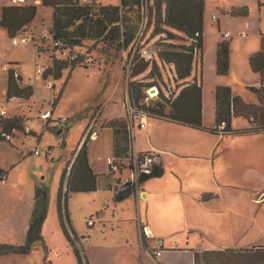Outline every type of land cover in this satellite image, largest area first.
<instances>
[{"label":"rangeland","instance_id":"1","mask_svg":"<svg viewBox=\"0 0 264 264\" xmlns=\"http://www.w3.org/2000/svg\"><path fill=\"white\" fill-rule=\"evenodd\" d=\"M119 1L96 0L101 5H115ZM144 2L145 5L140 9L143 20L137 33V42H141V47L151 46L155 41L161 46L166 34L159 37L153 33V26L147 25L148 8L154 5V0H144ZM29 3L37 6V16L23 33L16 35L18 45L13 44L7 30L0 25V73H2L3 62L17 59L23 71L24 80L35 89L34 96L30 99H19L17 103L8 101L7 96L1 93L8 116L17 112L23 120L28 118V124L33 132L23 131V121L22 128L15 129L13 138L8 141L1 139L0 126V168L8 176V184L0 185V244H11L9 241L17 240L16 231L13 233L7 224L11 222L17 224L22 215H25L24 208L33 199L34 191L33 187L32 190L30 189V186L35 182L44 184L49 189V216L43 228L48 251H45L43 244H37L30 257L39 251L42 254V264L46 255L52 264H77L73 253L55 252V249L66 244L57 211V195L65 167V157L66 155L67 158L71 157L77 149L88 129L93 108L96 107L95 110H98L99 105H102L117 87L114 99L105 111L107 114H112L116 110L126 108V88L129 99L131 97L130 87L133 81L131 71L136 46L133 42L127 48L116 50L109 47L111 42L105 43L103 38L99 37L94 40H84L79 47L65 52L61 45L54 44L51 36L52 7L42 4V0L37 2L29 0ZM11 4L12 0H0V16L1 8ZM242 9H246V14H239ZM214 15L217 19L213 18ZM150 23L152 24L149 19V25ZM227 31L231 34L228 38L224 36ZM262 35H264V0H205L203 50L198 58V68L196 70L194 67L190 79L198 78L199 83H202L204 126L207 130L201 132V136L193 138L192 141L207 143L209 146L205 152L210 154L215 151V157L210 162L199 163L200 169L193 173L191 184L196 191L204 190L202 187L204 185H210L213 190L216 183V192L205 189L199 193V198L208 203L212 201L215 194L218 198L222 197L218 202L224 212L217 215L222 219V231H210L211 237H215L222 244L235 242L236 238H243L240 244H246L252 239L255 241L257 237L264 238L262 236L264 230L251 228L252 225H257L256 221L258 225H264V132H247L250 123L243 117L232 119V128L238 130V133L216 134L208 130L215 125V89L218 86H229L234 94L242 96L247 102L257 101L255 95L247 89L249 86H257L259 82V76L250 68L249 57L259 50ZM223 40L229 42L231 49L227 75H219L216 68L217 46ZM55 58L79 59L84 66L64 69L61 77L55 79L49 74L48 69L52 67ZM37 67L44 69L43 76L35 73ZM119 75L121 77L117 83ZM47 81L55 83L54 97L58 96L55 104L53 90L47 88ZM170 81H172L171 74L165 73L161 87L163 88ZM1 82L3 89L5 79ZM134 82L141 84L144 89L148 85L135 80ZM42 101H45L44 107ZM49 102L54 104L52 123L46 125L47 120L41 117V114L48 109ZM105 118L106 115L102 117V121ZM60 119H62L61 126L58 124ZM156 121V119L148 118L149 127ZM110 123L105 124L109 126ZM60 129L63 131L59 132ZM111 135V130L105 128L98 137H90L89 140V150L93 159H97L99 164L103 163L107 173L110 172L106 163L107 157H113ZM50 145L52 148L47 156L32 152L36 147L45 149ZM212 145L213 149L210 150ZM124 162L128 161L124 160ZM214 168L216 178L213 174ZM205 171L206 174H204ZM116 174L120 176L118 172L113 175ZM127 174V169H124V176ZM120 182L121 177L116 182V190L124 189L118 186ZM103 184L105 180L100 177L98 191L70 193L68 199L72 226L91 235L90 249H88L89 264H162L168 257L169 261L174 258L185 261L189 258V252L179 254L178 250H183L185 247L198 248L199 244L212 246L207 237L200 239L196 231L197 234H193L191 229L176 224L175 217L177 220L186 218L185 208L179 205L175 214L169 212L165 217V219L168 218L166 219L168 224L163 228L169 237V241L164 246V253L171 249L176 252L164 254L162 257L153 255L151 250L157 247L156 240V244L149 247L146 259L143 256L139 259L138 242L130 237L128 241L125 239L126 227L129 228V234H132L129 224L123 221L118 222L117 219L114 221L111 216L113 212L116 218L123 216L121 208L132 206L135 202L128 198L116 202L114 190L103 189ZM219 185L222 186L226 195L220 192ZM184 200L190 210V217L195 216L201 221L208 218V212L198 211L197 207L192 208L193 199L188 192L184 194ZM100 208L106 209V215L100 217V222L96 221L93 228H89L88 220L99 217L95 210ZM93 211V217H90L88 213ZM241 212L244 214L243 217ZM102 220L105 222L103 223ZM246 224H249L250 229L245 231ZM215 246L225 245L218 243ZM33 262L35 263L36 260H30L29 264Z\"/></svg>","mask_w":264,"mask_h":264},{"label":"trees","instance_id":"2","mask_svg":"<svg viewBox=\"0 0 264 264\" xmlns=\"http://www.w3.org/2000/svg\"><path fill=\"white\" fill-rule=\"evenodd\" d=\"M42 4L52 7L53 42H59L62 49L69 52L83 44L84 40H94L102 37L109 47L116 50L127 48L134 42L136 53L133 56V66L130 87V101L132 106L142 107L148 112V117H155L175 122L191 128L207 130L204 126L203 89L198 78L190 79L194 70V47L203 50L204 9L205 0H154L149 6L147 25L153 26L155 35L166 34L163 44L158 45L157 58L172 63L176 77L174 81L182 83L179 95L174 99H167L161 92L155 100L145 103L146 88L134 82L148 67V62L139 56L141 49L137 42V33L140 29L143 15L141 7L144 0H120V4L101 5L97 2L83 5L78 0H42ZM37 6L33 3L6 5L1 8L0 25L7 30L8 35L14 38L18 33L32 24L37 16ZM239 14H246V9ZM149 19L152 22L149 25ZM154 19V20H153ZM153 20V21H152ZM112 24V25H111ZM147 26V28H149ZM189 39L195 41L188 45ZM230 44L223 40L219 42L216 52V68L219 75H227L230 61ZM250 68L259 76L257 86L247 89L255 95L256 102H247L242 96L234 94L229 86H218L215 89V125L208 129L212 133H238L232 128L234 117H243L248 120L250 127L247 132H264V35L261 36L260 48L249 57ZM81 65L79 59L55 58L49 74L55 79L61 77L62 71ZM157 71V65H154ZM7 96H19L30 99L34 89L30 85L21 86V79L14 77L12 72L5 76ZM134 83L136 85H134ZM58 96L54 97V100ZM0 126L3 130L21 129V117H0ZM116 144L115 157L118 161L130 159L133 154L130 126L127 120L112 121ZM1 139L2 136H1ZM164 170L155 165L150 174H143L134 185L122 190H114L116 201L127 198L134 193L139 183L156 176H161ZM111 173V172H110ZM6 176L0 168V179ZM99 175L90 165L88 153V138L81 144L76 157L68 171L65 166L57 195L58 220L61 230L73 249L78 264H87L83 249L79 245V237L75 234L68 210L70 193L93 192L98 189ZM49 212V189L44 184H37L35 188V203L31 222L24 244H0V255L28 254L36 243H41L45 251L48 248L43 236V226ZM43 264H52L44 258ZM194 264H264V245L245 248L225 247L194 251Z\"/></svg>","mask_w":264,"mask_h":264},{"label":"crops","instance_id":"3","mask_svg":"<svg viewBox=\"0 0 264 264\" xmlns=\"http://www.w3.org/2000/svg\"><path fill=\"white\" fill-rule=\"evenodd\" d=\"M35 1L37 2V0ZM25 2L30 4L29 0H26ZM116 4L117 5L120 4V1L119 3H116ZM9 61H16L17 63H19L17 59H12ZM20 70H21V79H22L24 86L25 85L32 86L30 83H27L24 80L23 71L22 69ZM35 73H36V70H35ZM120 77L121 75H119V79L117 83L120 81ZM2 79H5L4 73L1 75V80ZM47 82L53 83L52 81H47ZM47 82H46V86H47ZM0 84H1V89H2L1 81H0ZM54 85L55 83H53V88H54ZM47 88L49 87L47 86ZM53 88H50V89L53 90ZM117 88L114 90V92H112L113 93L112 95L110 94V96L107 97V99L104 101L102 105H99L98 110H95L96 107L93 108V110L90 113L91 119H90L88 129L85 132V135L83 136L81 142L79 143V145L77 146V149L75 150V152H73L71 157L67 158V155H66L64 163H65V166L68 164V167L73 164V161L76 157L77 151L79 150L81 144L84 142L85 139L88 138L89 160H90V165L93 168V171L99 175V178L102 177L103 180H105V184L102 185L103 189L115 190L116 182L118 181L119 176H117V174L113 175L114 173L112 172L111 173L105 172L106 170L105 168H103L105 167L103 166V163H101L102 164L101 165L99 164L97 159L96 160L93 159L91 151L89 150V140L91 136L92 138L98 137L99 134L102 133L105 128L111 130V133H112L111 149L113 152V156H115L116 139H115L114 131L112 127L107 126L105 123L116 121V120H124V119L127 120L130 126L129 134L131 138V147L135 153H138V154L146 153V152H150L153 149H156L159 151L160 158H161L160 166L164 170L163 174L161 176L149 178L137 185L134 193L130 194L127 197L130 201L132 202L134 201L135 205L133 204L132 206L121 208L122 209L121 212L124 214L123 216L116 218L115 212H113L111 215L114 221L117 219L118 222L123 221L129 224L130 228L132 229V234H129L128 232L129 228L126 227L125 231L127 233H124L125 239L126 241H128V238L130 237L132 239H135L138 242L139 251L137 252V256L139 257V259H142L141 256H143L144 259H146V254L149 251V247H152L154 244H156V240L157 241L159 239L163 240L164 246H165V243L169 241L168 234L163 229L164 227H167L166 224H168V221H166V219L168 218L165 219V217L168 215L169 212H171L172 214H175L176 211L178 210L177 207H179V205L180 207L185 208L186 218L184 220L183 219L177 220V218L175 217L174 221H176V224H181V226L191 229V231L194 232V233L192 232L193 234L198 233L200 239L207 237L209 239V243H212L210 244L212 246H209L208 244H199L198 248L188 249V247H185V249L178 250V252L179 254L183 252H189L188 259L184 261V259L178 260L174 258L169 261V257H168L165 260L166 262L163 261L164 263L162 262V264H194V251L200 250V249L209 250V249H213L217 247L225 248V247H236V246H237L236 248H244V247L253 246V245H264V238H259V237H257L255 241L252 239L246 244H240V241H242L243 238L241 239L236 238L235 242H232V243L227 242V243L222 244L221 242L216 240L215 237H211L210 231H215V232L222 231L221 216H219V218L217 217L218 214H222V212H224L222 207H220L219 205L220 202H218V200L222 197L218 198L217 194H215L212 198V201H208V203L203 202L199 198V193L201 191H205V189L216 192L215 190V187H217L216 183L213 186L214 187L213 190L210 185H204L202 186L204 190H196V191L193 190L192 184H191L192 183L191 178H192L193 173L196 170L199 171L200 169L199 163L203 161L210 162L215 157V151L210 154H207L205 152V150H207L209 146L207 143L192 141L193 138L200 137L201 132H203L204 130L191 128L189 126H184V125H181L175 122L167 121L164 119H158L155 117H148V118H153L157 120L156 122H153V124L150 127L149 125H147L146 128H139L136 121H132L133 116L130 110L131 101L128 96L127 88H126V108H123L122 110L121 109L116 110V112L112 114H109V113L107 114V112L105 111V108L109 107L110 103L113 101L114 95L117 92ZM4 89L5 88H3L2 90ZM54 92L55 91L53 90V102L55 104L56 101L54 100ZM34 95H35V89H34L33 96ZM42 103L44 107L45 101H42ZM54 104H51V102H49L47 106L48 108L53 109ZM13 115L5 117V118L20 117L19 113L17 112L14 113ZM104 115H106V118L104 119V121H102V117ZM41 117H42V114H41ZM46 120H47L45 123L46 125H48L52 121L51 117ZM132 122H133V125H132ZM24 123H29L28 118L24 120ZM58 124L61 126L62 122ZM93 127L95 130L93 129ZM60 131L62 132L63 129H60L59 132ZM91 132H93L92 135H91ZM185 139H187V141H184ZM48 147H50V149L52 148L51 145ZM212 149H213V145L211 146L210 150ZM109 157L111 156H108L107 159ZM103 160L104 159L102 158V161ZM106 163H107V160H106ZM109 171H110V167H109ZM215 173L216 171L214 168V173H213L214 177L216 176ZM204 174H206V171L204 172ZM209 174L211 176L212 172L210 171ZM214 181L216 180L214 179ZM3 184H6V185L8 184L7 175H6V181ZM37 184L38 183L35 182L34 184H32V186H30V189L32 190V187H33V191H34L32 193L33 199H31V201L28 202V205L25 206L24 208L25 215H22L21 220L17 224L12 223V222L7 224L9 226V229H11L13 233L14 231H16V235H17V240L9 241L11 242V244H24L26 242L25 238L27 237V231H28V228L31 222L30 218H32V214L34 210L35 188ZM99 189H100V186L98 185V189L95 191H98ZM187 192L190 195V197L193 199L192 208L197 207L198 211L202 210L206 213L207 212L209 213L208 218L204 219V221L197 220L195 216L190 217V210L188 209V206L185 205V200H184V194H186ZM220 192L223 195H226V193L223 192L222 186L220 187ZM116 202H119V201H116ZM106 212H107L106 209H102V208L95 210L96 215H98L99 217L94 218V219L100 222L99 221L100 217L105 216ZM92 213H94V211L89 212L88 215H90V217H93ZM242 213L243 212H241V214ZM194 214L195 213L193 212V215ZM243 215L244 214H242L241 217H243ZM48 216H49V212H48ZM102 221L103 223L105 222V220H102ZM71 223H72V220H71ZM255 223L257 225H252L251 228H257L262 231L264 230L263 224L258 225V221H256ZM95 224L96 222L94 223V225H88V224L87 225L89 226V228L91 227L93 228ZM72 227H73L75 234L80 239L79 245L83 249L82 252L85 256V260L87 264H89L88 249H90L91 235L86 234L83 231L77 230L76 228H74V226ZM245 227H246L245 231L250 229L249 224H246ZM195 231L197 233H195ZM101 233H105V231L104 232L101 231ZM262 236L264 237V233ZM65 240H66V244L55 249V252L74 254L73 249L68 243L66 237H65ZM213 243L215 244L219 243L220 245H225V246H215V244ZM37 244H41V243H36L35 245ZM227 245H230V246H227ZM32 251L33 249L28 254L0 255V264H29L30 260L34 261V259L36 260V262L35 263L33 262V264H42V254L38 251L35 253L36 255H33V257H30ZM172 252H176V251L171 249L165 253L163 252L162 256L164 254L166 255L170 253L172 254ZM179 261H182V263H178ZM76 262L78 264L77 259H76Z\"/></svg>","mask_w":264,"mask_h":264},{"label":"built area","instance_id":"4","mask_svg":"<svg viewBox=\"0 0 264 264\" xmlns=\"http://www.w3.org/2000/svg\"><path fill=\"white\" fill-rule=\"evenodd\" d=\"M26 0H12V3L14 4H21L24 3ZM80 4L88 5L96 2V0H78ZM214 19H217L216 16H213ZM163 34H159L158 36L161 37ZM225 37H229L230 33L226 32L224 34ZM158 37V38H159ZM28 40V39H26ZM195 40L189 39L188 45H191ZM12 42L14 45H18L19 41L16 38H12ZM55 45H59V42H54ZM159 49V46L157 45V42L153 43L151 46H143L139 50V56L140 58H143L146 62H148V67L146 68V71L140 75V77L136 78V81H139L141 83L148 84L146 87V96H145V103H149L153 98H156L161 92L164 94V96L167 99L174 100L180 93L182 87L184 86L182 83H177L174 81V78L176 77L175 68L172 63H168L167 61H163V65L157 58L156 52ZM201 49L197 46L194 47V66L197 70L198 68V58L201 56ZM157 65V71L154 70V65ZM2 73H0V81H1V75L4 73L5 76L7 75V72H12L14 77L21 79V70L19 67V63L16 61H6L1 64ZM1 72V70H0ZM170 75L172 81L169 82V84H165V86L162 88L161 84L163 83L164 74ZM36 74L43 76L44 69H41L39 67L36 68ZM146 77V79H144ZM20 85L24 86L22 79L20 81ZM47 86L49 88H53V83L47 82ZM153 92H156L153 94ZM1 93H4L7 96L6 89H1L0 84V117H8V111L5 108V102L1 98ZM20 98L19 96L13 95V96H7V100L11 102L17 103ZM133 121H136L139 128H146L148 125V112L143 109L142 107L138 106H132L130 107ZM44 112V111H43ZM52 115V108H48L44 113H42V117L49 119ZM62 120H59L58 123H61ZM17 130V128H13L11 131L3 130L1 133V136L5 140H11L14 136V130ZM23 131L25 133H32L33 130L29 126L28 123H24ZM93 132H91V135ZM92 137V136H91ZM50 147H46L45 149H39L35 148L32 152L36 155L44 154L47 156L50 152ZM128 162L125 163L123 161H118V159L113 156L109 157L107 159V163L110 167V172L115 173L118 172L120 174L119 178L121 177V182L118 183V186L122 188H126L127 186L134 185L138 182L139 178L143 174H150L153 170V167L155 165H160L161 158L159 151L156 149L151 150L150 152L146 153H135L133 151V154L131 158L128 160ZM124 169H127L128 174L124 176ZM118 178V179H119ZM6 176H3L0 179V184L5 183ZM131 183L128 185V183ZM96 220L94 218H91L88 220V225H94ZM164 252V242L163 240L159 239L157 241V247L152 250L153 255L155 256H162Z\"/></svg>","mask_w":264,"mask_h":264},{"label":"water","instance_id":"5","mask_svg":"<svg viewBox=\"0 0 264 264\" xmlns=\"http://www.w3.org/2000/svg\"><path fill=\"white\" fill-rule=\"evenodd\" d=\"M132 121H133V119H132ZM132 125H133V122H132ZM60 132H61V131H60ZM130 184H131V183L129 182L128 185H130Z\"/></svg>","mask_w":264,"mask_h":264}]
</instances>
